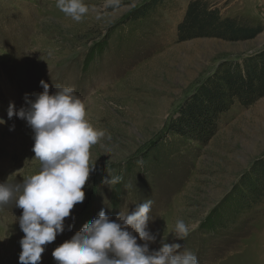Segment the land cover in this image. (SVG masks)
<instances>
[{
    "label": "rangeland",
    "instance_id": "rangeland-1",
    "mask_svg": "<svg viewBox=\"0 0 264 264\" xmlns=\"http://www.w3.org/2000/svg\"><path fill=\"white\" fill-rule=\"evenodd\" d=\"M189 1L84 0L89 11L75 22L56 0H0V182L15 185L39 171L31 128L9 120L7 109L10 102L26 107L25 94L42 92L41 80L50 94L74 88L85 118L106 133L90 148L94 168L85 199L70 210L66 230L45 247L41 264H56L52 251L102 208L115 220L146 200L152 201L146 230L156 236L147 242L150 251L178 243L198 264H264V197L237 212L248 188L264 184V97L246 109L233 102L205 145L166 132L208 83L222 90V61L243 75L264 58V31L244 43H179L176 28ZM207 1L221 17L240 2ZM115 176L119 183L103 182ZM21 214L14 203L0 208V264H18ZM177 219L191 229L184 240L172 234ZM204 223L211 230L200 232Z\"/></svg>",
    "mask_w": 264,
    "mask_h": 264
},
{
    "label": "clouds",
    "instance_id": "clouds-1",
    "mask_svg": "<svg viewBox=\"0 0 264 264\" xmlns=\"http://www.w3.org/2000/svg\"><path fill=\"white\" fill-rule=\"evenodd\" d=\"M118 0H107L108 4ZM56 6L75 22H80L89 8L84 0H56ZM42 92L25 94L26 107L19 109L9 103L7 118L21 119L33 132L32 151L40 162L39 171L21 183L0 182V208L9 203L22 209L18 218L24 233L19 244L18 264H41L48 244L62 234L65 218L75 204L85 199L83 188L94 164H90V148L105 136L85 118V105L75 96V89L61 86L53 94L49 84L41 80ZM5 120L0 119V125ZM15 125H9L13 131ZM115 176L103 181L115 185ZM151 200L139 204L130 214L120 213L115 220L101 209L98 216L85 224L69 240L51 253L56 264H198L195 253L178 251V243L162 242L158 250L149 249L147 242L156 236L147 231ZM74 220V217H72ZM72 225L67 226L71 231ZM191 229L177 219L172 234L184 240ZM135 233V234H133ZM2 240V239H0ZM143 243H138L137 241Z\"/></svg>",
    "mask_w": 264,
    "mask_h": 264
},
{
    "label": "trees",
    "instance_id": "trees-1",
    "mask_svg": "<svg viewBox=\"0 0 264 264\" xmlns=\"http://www.w3.org/2000/svg\"><path fill=\"white\" fill-rule=\"evenodd\" d=\"M136 15L138 18L143 17L142 13ZM263 31V26L253 27L247 20L229 19L223 14L221 17L218 7L207 0H190L183 19L176 28L179 43L202 38L244 43L254 40ZM224 64L226 60L222 61V90L217 83L212 86L208 83L203 93L190 97L191 101L188 105L190 108L178 118L172 117L166 129L168 134L186 137L188 140L205 145L214 135L218 119L231 108L233 102L246 109L264 97V58L255 61L250 67L246 66L243 75L240 74V67L234 62L227 67ZM248 189V193L242 198L244 205H240L237 212L249 208L251 199L264 197V184L255 186V190ZM204 225L205 223L201 226L200 232L211 230V226Z\"/></svg>",
    "mask_w": 264,
    "mask_h": 264
},
{
    "label": "crops",
    "instance_id": "crops-1",
    "mask_svg": "<svg viewBox=\"0 0 264 264\" xmlns=\"http://www.w3.org/2000/svg\"><path fill=\"white\" fill-rule=\"evenodd\" d=\"M224 1L226 0H222V2ZM239 1H240L238 3L239 6H236L235 9L231 8L226 12L224 8L222 12L224 13L225 18L238 19V20L256 19L264 22V0H239ZM260 47H262V45L258 46L257 49H260Z\"/></svg>",
    "mask_w": 264,
    "mask_h": 264
}]
</instances>
